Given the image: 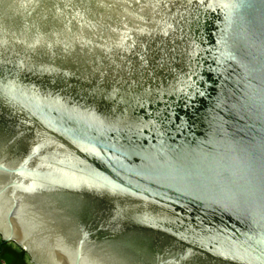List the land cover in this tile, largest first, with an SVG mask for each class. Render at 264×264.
I'll return each mask as SVG.
<instances>
[{"label": "water", "instance_id": "water-1", "mask_svg": "<svg viewBox=\"0 0 264 264\" xmlns=\"http://www.w3.org/2000/svg\"><path fill=\"white\" fill-rule=\"evenodd\" d=\"M0 232L37 264H264V0H0Z\"/></svg>", "mask_w": 264, "mask_h": 264}, {"label": "flooded vegetation", "instance_id": "flooded-vegetation-1", "mask_svg": "<svg viewBox=\"0 0 264 264\" xmlns=\"http://www.w3.org/2000/svg\"><path fill=\"white\" fill-rule=\"evenodd\" d=\"M0 264H37L31 255L14 239L0 232Z\"/></svg>", "mask_w": 264, "mask_h": 264}]
</instances>
